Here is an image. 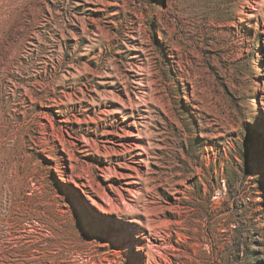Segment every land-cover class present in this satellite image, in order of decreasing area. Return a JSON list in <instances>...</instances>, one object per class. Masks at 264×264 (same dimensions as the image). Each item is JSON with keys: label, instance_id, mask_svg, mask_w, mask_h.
Listing matches in <instances>:
<instances>
[{"label": "rangeland", "instance_id": "374dc122", "mask_svg": "<svg viewBox=\"0 0 264 264\" xmlns=\"http://www.w3.org/2000/svg\"><path fill=\"white\" fill-rule=\"evenodd\" d=\"M0 264H264V0H0Z\"/></svg>", "mask_w": 264, "mask_h": 264}]
</instances>
